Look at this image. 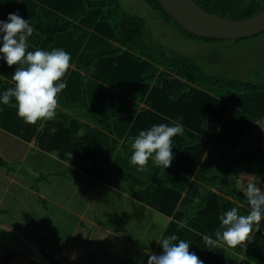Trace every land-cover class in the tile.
Here are the masks:
<instances>
[{
    "label": "crops",
    "instance_id": "obj_1",
    "mask_svg": "<svg viewBox=\"0 0 264 264\" xmlns=\"http://www.w3.org/2000/svg\"><path fill=\"white\" fill-rule=\"evenodd\" d=\"M26 1L28 2L29 6L31 5L30 8L32 7V12L29 10V12L32 14L31 16L37 15L36 12L39 8L37 7L36 9L35 6L40 4L41 1ZM13 3L14 0H0V19H5L7 14L10 12H15L17 5L23 3V0H17V5L15 8L14 6L12 7ZM11 7L12 9H10ZM47 8L51 11H54L58 15L64 16V14L59 9L52 7V10L49 6ZM47 16L48 18L53 17L51 14H47ZM85 28L91 33L93 32L92 27L86 25ZM90 32H88V34L85 36L81 33L75 35L67 34L65 35L67 36L66 38L63 36L58 41L50 45L47 49L51 50L53 48H62L71 54V67L65 77H63V79L67 82V87L58 94V106L56 110L57 114L53 120L47 121L44 124V127L41 129L39 127L40 121H38L35 125L26 124L20 117H18L15 106H0V132L2 133L0 134V137H2V139H4V141L9 144L8 146H4L5 142H3L2 145L0 143V151L2 150L1 152H3V156H1V158L5 162L4 166H0V206H2L4 202H7L6 206L11 208L13 206L12 203L14 204V191L11 190V185L14 184L18 178L14 175L16 171L10 174L5 172L6 170L3 169L6 167L8 162L17 163L19 159L22 162L26 161V153L28 155H32L31 160L35 162V165H43L52 159L53 161L48 165L51 169V172L47 173V175L50 174L58 178L60 175L63 176V172L60 171V169L65 170L67 168L76 172L77 174H82L83 177H89L86 181L87 183L89 182L92 184L91 190L94 192L93 197L101 185H106L114 190H117V193L119 194L118 196H121L122 200H124L123 203L127 202L129 206L121 209L119 213L110 215V219H108L106 224L107 227L103 228L108 232H112L113 235L117 233V236H114L115 238H120L122 234H124V236H131L132 241V238L135 235H138L139 238H144L140 240L143 244L140 243V241L138 242L139 249L142 253L150 255L153 252L155 253V250L158 247V244L155 240H158L164 236L166 227L172 220V215H165L157 211L155 208L137 200L132 196L133 189L131 184L128 181L123 180L122 178L118 179L117 177L121 175V172L131 170L132 172H135L134 175L137 180L145 182L146 177L150 173L151 169H153L155 164L150 159L144 171H137L136 166L130 164L129 162L130 155L133 151L131 148V143L138 135L140 130L150 128L153 124L169 123L157 119H153L152 121V118L139 119L138 114L142 110L149 109L151 112H153L151 110L152 108L149 106V103L145 101V97L141 98L134 93L132 95L131 93L125 92V90H120V88L117 87L118 85L111 84L113 81L118 84L123 83V86H125L124 80L126 79V82L129 80L127 75L124 77V64H122L120 68L116 67L113 62L108 64L109 59L106 56L101 59H97L85 69L78 64L79 59L85 50H90L91 52L95 53L103 47L106 48V46L116 43L114 39L108 38L100 33H97V39L95 37L94 39L92 35V39L88 40V38L91 37ZM32 47L33 46L29 43L28 50L31 51ZM92 66H94V69L91 68ZM156 67L151 69V71L145 70V72L140 76L135 75L133 77L135 79L134 82L138 81V79L140 80V83H136L138 84V87L135 88L140 89V84H143V80H141L143 75H153L151 72L158 70L156 71V74H154L157 76L159 71L163 69L162 66ZM14 70L15 66L9 67L4 61L0 60V86L2 85V81L7 84L13 83L11 75ZM115 71H118L121 77L119 76L116 79L115 76L112 75L113 73L115 74ZM107 74H110L109 78H106ZM174 77L177 80H180L178 76ZM157 82L158 81L156 78L152 79L149 83L148 90H150L152 87H158ZM128 85L132 86L133 84L129 83ZM123 88L129 90L128 88L132 89L133 87H127L126 85ZM135 88L132 90H135ZM188 101L189 100L187 99L186 102L183 100L180 104H173L165 100L167 106L170 108L168 112H171L173 115H175V117L168 118L165 115L162 116L170 119L171 123L183 124L185 129L183 135H177L173 138L174 147L172 148V151L175 157L174 160H177V158L179 159L178 152L183 148L185 150V146H188L190 142H193L195 136H203L193 130L192 121L188 122V118L191 116L189 115V112L184 115L180 113V111H183V107L187 108V106L190 104V102L185 104ZM82 107H84V109H82ZM135 109L136 111H134ZM120 110L124 111V113L112 118L110 117L111 133L101 129L99 122H97L95 119V116H113ZM225 123L226 122L224 120V122H222V124L219 126L215 135L209 139L208 147L201 158L199 165L200 169L195 175L191 176L184 190H181L182 197L186 194L187 188L191 182L198 184V186L201 187L200 189L211 190L212 192L216 193L218 197H221V200L218 202L220 211H223V206L224 210H227L225 205H233L234 202L239 203L230 197V195L227 193L228 190L226 186L223 184L214 183V178L218 175H221V171L219 172V170L214 169V167H216V163L214 165V162H218L219 159L217 157L208 159L210 152L216 147V140L220 137H224L225 132L222 130H224L226 127H224ZM256 123L257 122L253 123L252 125V127H254L252 134L250 133L252 136L256 130ZM137 128L138 130L135 131ZM40 131L45 132L42 142H39L38 139V133ZM243 133L241 136L236 137V141L233 144L235 151H237L238 145H241V141L242 144L243 142L248 141V138L244 141V137H248L249 134ZM252 136L251 139L253 140L252 142H254L256 138H252ZM188 139H190V141H188ZM112 141H115V150L109 159L108 166L105 167L103 177L100 179L96 178L94 175H92L91 171H93L94 167L97 166L99 160L103 158V155L109 149ZM219 144L220 143H217V145ZM50 145L53 146L54 149H50ZM217 149L220 150L219 147H217ZM39 150L43 151L41 152L42 154H39ZM218 150H216V154H219V152H217ZM35 151H37L36 154H34ZM221 152L222 156L224 157L231 153H227L223 150H221ZM20 154L22 155L19 156ZM87 168L88 170L91 169V171L88 172ZM242 168L243 167H241V169ZM114 169L115 171H113ZM232 171L228 174V183L232 185V189L238 190L236 183L237 181L239 182V178L243 174L241 173L236 175L235 182L232 183V177H230L234 175V171ZM251 176L257 178L258 175L253 173ZM31 177L34 178V174H32ZM44 177L45 175L43 174L40 176L41 179ZM159 177H161L167 183V185L173 186L174 188H178L180 184L184 182L183 176L172 165L166 169L162 167ZM2 178H5L6 181H3ZM121 183L127 184L128 186L122 185ZM259 183L260 182L257 184ZM30 189V193L33 195L35 194L40 199L45 197L46 193L44 191H34L32 187ZM8 193H11V200H8V197L6 198ZM195 199H197V197ZM228 201H230V204ZM240 206H242V204H240ZM177 208L178 207H176V209ZM126 209H129V211ZM78 215L80 219H85L83 214ZM114 219L118 221L117 225L114 224ZM115 226L120 227L116 228ZM0 228L4 230L9 229L17 236H26L29 238L30 243L35 244L29 234L25 235L26 233L24 234V232L19 228V230H17L11 226H8L4 220H0ZM131 233L136 234L130 235ZM148 234L150 236L149 240H147ZM69 247L70 243L67 242L61 247L62 249L60 248V250H50L46 248V250H48L51 255L52 261L50 260L49 262L42 263V261L38 260V258L31 253L17 250L7 241H4L0 238V264L4 263V260L8 255L10 256V259L6 264H74L73 260L77 255L69 252ZM4 254L6 255L5 257ZM206 254L210 255V257L208 260L203 261L205 262L204 264H227L228 258H232V262H230V264H240V262L245 258L244 249H242V251L234 250V248L229 247L222 242L218 243L215 247L209 248ZM83 257L88 263H84L81 260ZM144 257H147L148 259V256ZM82 258L78 261V263L75 264L97 263V258L101 257H98L92 253H88L83 255ZM145 264H147V262Z\"/></svg>",
    "mask_w": 264,
    "mask_h": 264
},
{
    "label": "trees",
    "instance_id": "obj_2",
    "mask_svg": "<svg viewBox=\"0 0 264 264\" xmlns=\"http://www.w3.org/2000/svg\"><path fill=\"white\" fill-rule=\"evenodd\" d=\"M47 1L48 3L42 2L46 6L45 9L48 11L47 14L53 15L52 18H48L47 14L44 15L41 9L37 10V15L31 16L32 14L29 10H31L32 7L30 8L31 5L29 6L26 0H23V3L20 5H17V0H14L12 5L14 8L17 5L16 11L18 10L20 16L24 19H28L29 23L34 27L33 36L30 37L28 41V43L33 46L31 51L36 48L47 50L50 45L67 34L75 35L81 33L85 36L90 32L85 28L86 25L93 29V32H90L91 37H89L88 40L92 39V35L93 38L95 37L97 39V32L103 34L101 31H97L99 30L97 29V25L99 26V24H101L106 28L107 32H114V35L116 36L114 40L116 43L111 44L106 48L103 47L95 53L90 50H85L86 52H83L78 63L81 67L85 69L97 59L106 56L109 59L108 64L113 62L118 68L124 64V77L130 75L129 80L126 82L125 79L124 83L125 86L127 85V87L131 88L138 87V84L136 83H140L139 79L134 82L135 79L133 77L135 75L140 76L145 70L151 71V69L156 66L164 67L159 71L157 76L154 74H156V71L158 70L151 72L153 75H143V77H141L143 84H140V89L135 88V90H132L133 88H128L129 90H127L126 88H123L125 87L123 86V83L118 84L113 81L111 83L112 85H118L117 87H119L120 90H125V92L131 93L132 95L134 93L141 98L145 97V101L149 103L153 112L149 109H144L138 114L139 119L152 118V121L153 119H157L172 124L168 118H173L175 115L168 112L170 108L167 106L165 100L173 104H180L183 100L185 102L187 99L189 100L185 104H188L189 102L190 104L187 108L181 107L183 111H180V113L184 115L189 112V115L191 116L188 118V122L192 121L193 130L203 136L200 137L196 134L197 136H195L194 141L190 142L188 146H185V150L183 148L178 152L179 159H173L171 162V165L183 176L184 182L180 184L178 188L167 185V183L159 177L162 167L156 165L151 169L145 182L137 180L134 175L135 172H132L131 170L121 172V175L117 178H122L131 184L133 189L132 196L137 200L155 208L157 211L165 215H172V220L168 223L164 236L175 234L179 239L191 242L189 250L195 252L202 261L208 260L210 255H207L206 252L209 247L205 244L202 237L203 235H213L219 226L218 217L222 213V210L220 211L218 202L221 200V197H218L216 193L209 189H200L201 187L198 186V184H195V182L190 183L186 194L182 197L181 190H184L191 176L195 175L200 169L199 165L201 158L208 147L209 139L215 135L222 122L225 120L226 123L224 126H226L228 119L229 121L231 119H240L236 113H232V107L230 106L232 99L236 96H239L240 98L249 97L253 93L256 94L260 89L263 90L262 87L243 80H236L221 75H205L195 62L186 57L167 58L164 64L157 62L154 57L145 52L142 44L145 32L144 20L139 16L120 11L118 6H109L106 11L107 15L105 16L100 15L98 12H94L96 10H93L92 8L86 10L82 5L81 0ZM112 1L113 0H106L105 2V0H99L98 5L102 7L107 6V3ZM145 1L152 9L161 14L165 22L174 24L189 36L202 38L184 31L162 10L157 0ZM193 1L207 12L228 19L247 18L259 13L264 8V0ZM48 6L51 9L52 7L59 9L64 16L58 15L54 11L49 10L47 8ZM12 7L10 9H12ZM95 14L96 16L99 15L100 20H93ZM104 18H109L111 20L106 21ZM100 21L102 22L99 23ZM203 39L212 40L208 38ZM115 74L116 79L119 76L121 77L118 71H115ZM174 76H178L180 80H177ZM154 78L158 81V87H152L148 90L149 83ZM129 83H132L134 86H129ZM4 84L5 85L0 86V92L14 86V82L8 85H6L7 83ZM259 92L257 94H260L259 96L264 98V95H261L263 93ZM9 105L15 106L14 102L6 106ZM82 109H84V107H82ZM134 111H136V109ZM122 113H124V111L120 110L113 116H95V119L99 122L101 129L111 133L110 119ZM162 115H165L168 118H165ZM256 119L253 120V123L258 121ZM259 120H262V118L260 117ZM253 123L249 124V126L252 127ZM247 126L248 124H246L245 127ZM137 130L138 128L135 131ZM244 131L245 129L238 132L236 137L241 136ZM247 132L251 131L248 130ZM38 134L39 142H42L45 132L40 131ZM236 137L233 139L234 142L236 141ZM188 141H190V139H188ZM114 143L115 141H112L109 149L103 155V158L99 160L93 171H91V169L88 170L87 168V171H91L94 177L99 179L103 177L105 167L108 166L109 159L115 150ZM49 148L54 149L51 145ZM230 154L233 153L231 152ZM240 156L230 155L231 160L234 159V164H231L230 169L228 168L223 174L216 176L214 178V183L226 186L228 190L227 193L230 197L242 204V206H240L241 214H247L248 205L243 192L237 189L231 190V185L228 183V174L232 171L231 168L234 167L235 164L239 165L244 160L242 159L244 156ZM4 165L5 162L0 157V166ZM113 171H115V169ZM196 197L197 199H195ZM228 203L230 204V201H228ZM231 206H234V204L225 205L226 209ZM176 207L178 208L176 209ZM245 244L246 247L237 246L234 248V250L238 251L244 249L245 258L240 264H264V231L253 232L250 241H246ZM160 252L161 248L158 245L155 253ZM142 255L148 256L149 254L142 253L141 256ZM9 259L10 256L8 255L3 264H6ZM117 259L120 260L118 257ZM137 259L138 257L126 260V262H135ZM230 262H232V258H228L227 264H230ZM123 264H125V262H123Z\"/></svg>",
    "mask_w": 264,
    "mask_h": 264
},
{
    "label": "rangeland",
    "instance_id": "obj_3",
    "mask_svg": "<svg viewBox=\"0 0 264 264\" xmlns=\"http://www.w3.org/2000/svg\"><path fill=\"white\" fill-rule=\"evenodd\" d=\"M42 1L48 3L47 0ZM42 1L35 7L41 9L45 15L48 11ZM81 1L86 10L92 8L96 10L94 12H98L100 15L106 16L109 6H118L122 12L141 17L145 25L142 40L144 50L157 62L164 64L167 58L186 57L195 62L205 75L216 74L261 86L263 90L260 89L258 92L264 95V31L244 39L206 40L189 36L174 24L165 22L161 14L152 9L145 0H113L103 7L98 5L99 0ZM93 20H100L99 15L96 16L95 14ZM104 20L109 21L111 19L104 18ZM97 29L108 38H116L113 31L107 32L101 24L97 25ZM91 68L94 69V66ZM112 75L115 76L116 74L113 73ZM109 77L110 74H107L106 78ZM3 84L4 81H2ZM257 93H253L249 97L240 98L236 96L232 99L230 103L232 113H236L240 119H231L230 121L228 119L226 127L224 126L225 129L222 130L225 132L224 137L216 140V147L212 149L208 157V159L214 157L219 159L218 162H214V165L216 163L214 169L223 174L228 168L230 169L231 164H234V159L231 160L230 155L240 156L239 154H241L240 157L244 156L242 158L244 160L239 166L235 164L231 168L234 175L230 176L233 183L236 175L243 174L239 178V182L236 183L240 191H243L246 184L253 180L257 183L260 182L258 186L264 189V98H261L260 94ZM260 117L262 120H259ZM255 119L258 121H255L257 122L256 130L252 136L254 127H250L249 124L253 123ZM246 124H248L247 127H245ZM243 129H245L243 134H249L248 137H244V141L247 138L248 141L243 142V144L241 141V145H238V149L235 151L233 139ZM248 130L251 132L248 133ZM0 134L2 133L0 132ZM251 136L256 138L254 142H252ZM3 142H5L4 139L0 137L1 145ZM217 143L220 144L217 145ZM8 145L7 142L4 143V146ZM216 150L219 154H216ZM221 150L227 153L233 151V154L224 157ZM1 151L0 157L3 156ZM38 152L42 154L43 151L39 150ZM36 153L37 151L34 152V154ZM25 159L27 160L24 162L20 159L17 163L8 162L3 168L6 170L5 172L10 174L16 171L14 175L18 179L11 185V190L14 191V204L12 203L11 208L6 206L7 202L0 206V220H4L8 226L14 229L22 230L24 234L26 233L25 235L29 234L35 244L30 243L26 236H17L9 229L0 228L2 240L7 241L17 250L31 253L42 263L51 260V255L46 248L60 250L67 242L70 243L69 252L77 255L73 260L74 264L78 263L82 256L88 253L101 257L97 258V263L94 262L93 264H123V262L125 264H145L147 262V257L138 256L142 253L138 242L144 238H139L138 235H135L136 233L130 234L135 235L132 238L133 241L131 236H124V234L120 238H115L117 233L113 235L112 232L104 229L107 227L106 224L110 215L119 213L121 209L129 206L127 202L123 203L124 200L118 196L117 190L101 185L93 197L92 184L86 181L89 177H83L82 174H77L66 168L65 170L60 169L63 176L60 175L57 178L50 174L47 175L51 172L48 165L53 161L52 159L45 164L42 163L43 165H35V162L31 160L32 155L27 153ZM241 167L243 168L241 169ZM251 173H256L257 178L251 176ZM32 174H34V178L31 177ZM42 174L45 175L43 179L40 178ZM2 179L6 181L5 178ZM121 184L128 186L124 183ZM31 187L34 191H44L45 197L40 199L35 194L30 193ZM230 188L234 190L232 185ZM7 197L8 200H11V193H8ZM126 210L129 211V209ZM81 213L85 219L79 218L78 214L82 215ZM115 219L114 224L117 225L118 221ZM149 237L148 234L147 240ZM140 243L142 242L140 241ZM137 256L138 259L135 262H126V260L137 258ZM81 260L88 263L84 257Z\"/></svg>",
    "mask_w": 264,
    "mask_h": 264
},
{
    "label": "clouds",
    "instance_id": "obj_4",
    "mask_svg": "<svg viewBox=\"0 0 264 264\" xmlns=\"http://www.w3.org/2000/svg\"><path fill=\"white\" fill-rule=\"evenodd\" d=\"M33 33L34 27L18 10L0 19V60L9 67L15 66L11 75L14 86L0 92V105L14 102L18 117L26 124L35 125L40 121L42 129L57 114V97L67 87L63 77L71 67V54L62 48L29 51L28 41ZM184 131L180 123L153 124L140 130L131 143L130 164L136 166L137 171H144L151 159L158 167H170L174 159L173 138L183 135ZM243 195L248 205L247 214H241L236 202L222 211L214 234L202 237L209 248L220 242L232 248L246 247L245 242L250 241L253 232L264 231V189L253 180L244 187ZM155 241L161 252L148 255L147 264H204L189 250L191 242L175 234Z\"/></svg>",
    "mask_w": 264,
    "mask_h": 264
},
{
    "label": "water",
    "instance_id": "obj_5",
    "mask_svg": "<svg viewBox=\"0 0 264 264\" xmlns=\"http://www.w3.org/2000/svg\"><path fill=\"white\" fill-rule=\"evenodd\" d=\"M162 10L184 31L208 39L235 40L264 31V8L243 19L209 13L193 0H157Z\"/></svg>",
    "mask_w": 264,
    "mask_h": 264
}]
</instances>
